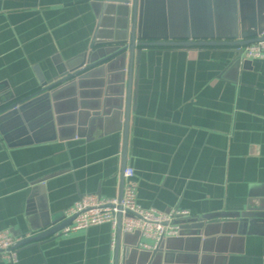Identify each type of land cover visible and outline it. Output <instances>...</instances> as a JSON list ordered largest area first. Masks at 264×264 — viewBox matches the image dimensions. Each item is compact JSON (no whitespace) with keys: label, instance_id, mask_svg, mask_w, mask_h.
Segmentation results:
<instances>
[{"label":"crops","instance_id":"1","mask_svg":"<svg viewBox=\"0 0 264 264\" xmlns=\"http://www.w3.org/2000/svg\"><path fill=\"white\" fill-rule=\"evenodd\" d=\"M104 1L0 0V103L35 92L80 63L94 39L107 40L117 15L99 25ZM186 4L189 24L209 27L210 17L190 15L206 9ZM236 57L233 46L143 48L126 155L122 120L103 115L84 113L82 136L67 128L62 139L9 146L0 134V232L35 235L64 221L84 194L119 198L124 166L135 171L144 208L188 210L190 218L263 208L264 59L241 57L234 66ZM118 71L106 78L116 82ZM226 219L209 221L200 239L172 243V264H264V219L242 226ZM113 241L110 223L59 233L19 247L18 264H110L116 231ZM142 243L154 241L125 236L118 264L135 263L139 254L127 258L125 250L148 251ZM0 264L11 263L0 257Z\"/></svg>","mask_w":264,"mask_h":264},{"label":"water","instance_id":"2","mask_svg":"<svg viewBox=\"0 0 264 264\" xmlns=\"http://www.w3.org/2000/svg\"><path fill=\"white\" fill-rule=\"evenodd\" d=\"M206 10L190 12L211 18L209 27H194L189 24L187 0H105L101 5L100 26H109L110 17L117 15L116 24L106 38L94 39L84 59L68 70L60 71L50 81L42 80L35 92L18 100L0 103V134L9 146L29 144L48 139L64 138V130L72 128L73 136L84 132L81 117L103 115L108 119L122 120L124 132V155L128 143V130L131 113L133 73L135 64L140 62L143 48L152 46H245L264 40V0H191ZM214 2V9L210 8ZM192 7V4H190ZM168 13L169 25L161 24L163 11ZM203 10V9H202ZM194 15V16H193ZM155 17H157L155 19ZM194 24V20L191 19ZM199 22V21H198ZM233 62L241 61L242 50L237 51ZM119 70L116 82L109 77ZM109 75V76H108ZM90 80L94 89H86ZM116 80V79H114ZM126 80V87L124 81ZM120 82L119 84H117ZM117 84V85H116ZM106 86L108 88H106ZM111 87V88H110ZM117 88V89H116ZM112 89L111 91H109ZM93 92V93H91ZM44 136V137H43ZM126 166L123 168V172ZM124 177L119 201L123 197ZM118 209H121L119 204ZM214 218H227V222L244 225L251 219H264L263 208H249L238 213L205 215L198 218H185L179 221L180 236L162 241L152 250L139 247L125 250L127 258L136 254L137 261L125 264H172L171 244L183 243L184 238L200 239L207 235L209 221ZM75 216L41 230L18 241L15 247L42 241L58 235L70 225ZM122 214L118 213L116 230V264L121 250V241L126 236H140V232L123 233Z\"/></svg>","mask_w":264,"mask_h":264},{"label":"built area","instance_id":"3","mask_svg":"<svg viewBox=\"0 0 264 264\" xmlns=\"http://www.w3.org/2000/svg\"><path fill=\"white\" fill-rule=\"evenodd\" d=\"M235 49L236 52L242 50L241 57L245 59H264V40L237 46ZM123 177L124 188L121 202L118 198H105L96 193L84 194L65 212L66 218L75 216V219L59 233L68 234L90 226L110 223L114 229L113 247H115L118 213L121 212L123 233L138 231L143 237L154 241L153 244L142 243L141 248L143 249L152 250L168 238L179 237L181 231L179 221L192 217V214L188 210L175 208L170 211H160L155 208L142 207L137 200L138 183L135 180L134 169L126 167ZM119 204H121L120 210L118 209ZM23 238L15 237L9 230L1 231L0 257L5 258L11 264H18L19 247L15 245ZM110 264H116V262L112 260Z\"/></svg>","mask_w":264,"mask_h":264}]
</instances>
